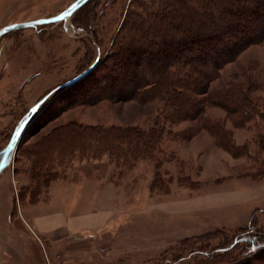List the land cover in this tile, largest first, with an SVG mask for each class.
Returning <instances> with one entry per match:
<instances>
[{
	"label": "rangeland",
	"instance_id": "374dc122",
	"mask_svg": "<svg viewBox=\"0 0 264 264\" xmlns=\"http://www.w3.org/2000/svg\"><path fill=\"white\" fill-rule=\"evenodd\" d=\"M75 1L0 0V31L55 18ZM132 2L89 0L74 16L57 24L12 30L0 37V152L4 148L8 151L10 145L12 151L6 169L0 173V195L12 207L6 215L9 232L24 234L22 214L27 207L57 203L50 188L59 181L74 205L84 188L93 190L89 200L104 203V209L86 213L101 214L108 220L95 233L106 264H171L196 250H215L217 244H228L242 234L263 235L264 149L260 151L255 142H248L252 131L233 130L235 144L250 145L251 155L240 158L217 145L206 131L187 141L167 139L165 156L171 163L163 161L159 185L154 190L150 188L152 162L139 164L132 173L120 177L108 157H68L60 163L56 150L42 151L46 142L55 141L56 130L70 122L142 129L153 126L162 110L159 102L101 96L102 87L108 95L114 91L109 84L105 86L106 73L111 68L119 72L126 69L121 66L123 61H117L118 56H112L116 53L114 41ZM98 61L100 64L80 83L62 88ZM246 65L255 77L264 79V42L248 47L228 64L221 82ZM119 75L117 81L126 85V76ZM92 77L94 86L88 83ZM37 104L42 106L35 109ZM212 113L213 117L224 116L218 109ZM31 117L34 119L30 121ZM27 121L26 130L21 131ZM166 126L182 131L190 124ZM40 148V152H34ZM45 161L51 162L49 175L42 169ZM26 226L47 255L44 240L35 228ZM23 228L27 230L25 225ZM192 257L182 264L198 258ZM5 261L9 260L0 246V264ZM263 261L258 256L256 264ZM45 262L68 264L60 254L54 259L45 256Z\"/></svg>",
	"mask_w": 264,
	"mask_h": 264
},
{
	"label": "trees",
	"instance_id": "16d2710c",
	"mask_svg": "<svg viewBox=\"0 0 264 264\" xmlns=\"http://www.w3.org/2000/svg\"><path fill=\"white\" fill-rule=\"evenodd\" d=\"M262 42L264 0H133L114 41L116 53L112 56H118L117 61H123L121 66L126 69L119 72L111 68L106 73L105 86L114 88L109 94L113 98L103 92L104 87L100 88L101 96L118 101H157L162 105L161 114L146 129L70 122L56 130L54 142H46L43 150L34 152L56 150L60 163L68 157L93 160L99 159L98 155L105 156L117 167L115 175L120 177L132 173L139 164L152 162L154 176L150 188L154 190L159 185L163 163H171L165 156L169 138L187 141L206 131L217 145L240 158L251 155L250 145L235 144L233 130H245L253 132L248 142H255L261 151L264 79L255 77L247 65L227 81L221 79L228 64L248 47ZM99 64L100 61L76 84ZM119 73L126 76V85L117 81ZM88 83L94 86L96 81L92 77ZM215 109L224 116L213 117L210 112ZM164 122L170 126H190L173 131ZM6 154L4 148L0 152V173L6 169L12 151L4 161ZM50 165V161L43 162L46 175L51 172ZM251 233L233 238L228 244L219 243L215 250H196L171 264H182L192 256L198 258L188 264H256L258 256L264 259V233Z\"/></svg>",
	"mask_w": 264,
	"mask_h": 264
},
{
	"label": "crops",
	"instance_id": "0c3cea01",
	"mask_svg": "<svg viewBox=\"0 0 264 264\" xmlns=\"http://www.w3.org/2000/svg\"><path fill=\"white\" fill-rule=\"evenodd\" d=\"M61 187L59 181L51 184L52 196L57 203H42L24 209L21 229L23 235L9 232L6 215L12 207L0 195V246L9 260L4 264H46L45 256L46 259L47 256L54 259L57 254L62 255L68 264H103L100 259L106 260L105 255L99 254L95 233L104 228L108 220L101 214L91 216L86 213L96 208L104 209V203L89 200L93 190L84 188L74 205L71 203L72 196L67 195V190H61ZM77 211L79 214L73 219L72 216ZM26 224L35 228L44 240L47 255H44L41 246L30 236ZM113 253L116 259L115 252ZM123 254L127 252L124 251Z\"/></svg>",
	"mask_w": 264,
	"mask_h": 264
},
{
	"label": "water",
	"instance_id": "95a60500",
	"mask_svg": "<svg viewBox=\"0 0 264 264\" xmlns=\"http://www.w3.org/2000/svg\"><path fill=\"white\" fill-rule=\"evenodd\" d=\"M88 1L89 0H76L73 4H71L66 10H64L57 17L49 19V20L35 21V22L26 23V24L12 25V26L6 27L0 31V37L9 31H12V30H18V29H22V28H29V27H34V26H38V25H45V24H57L60 21H63V20H66L67 18H69L71 15H73L79 8H81ZM86 74L87 73H85L84 75H81L77 78H74L73 80L67 82L65 84V86L69 87V86L75 84L76 82L80 81ZM39 104L36 105L35 109L39 107ZM27 122H25L21 131L23 130V128L25 127ZM18 134H20V133H18ZM10 149H11V145L7 151V154L5 155L4 161L6 160L8 153L11 151Z\"/></svg>",
	"mask_w": 264,
	"mask_h": 264
},
{
	"label": "built area",
	"instance_id": "2783aa9c",
	"mask_svg": "<svg viewBox=\"0 0 264 264\" xmlns=\"http://www.w3.org/2000/svg\"><path fill=\"white\" fill-rule=\"evenodd\" d=\"M49 264H52L51 262Z\"/></svg>",
	"mask_w": 264,
	"mask_h": 264
}]
</instances>
